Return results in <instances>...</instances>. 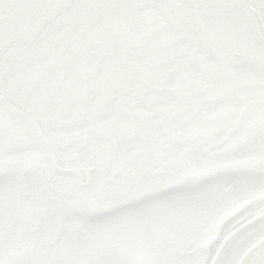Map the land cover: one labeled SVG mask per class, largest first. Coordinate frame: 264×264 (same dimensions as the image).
Segmentation results:
<instances>
[{
  "label": "snow or ice",
  "instance_id": "obj_1",
  "mask_svg": "<svg viewBox=\"0 0 264 264\" xmlns=\"http://www.w3.org/2000/svg\"><path fill=\"white\" fill-rule=\"evenodd\" d=\"M0 264H264V0H0Z\"/></svg>",
  "mask_w": 264,
  "mask_h": 264
},
{
  "label": "flooded vegetation",
  "instance_id": "obj_2",
  "mask_svg": "<svg viewBox=\"0 0 264 264\" xmlns=\"http://www.w3.org/2000/svg\"><path fill=\"white\" fill-rule=\"evenodd\" d=\"M213 237L211 235L205 237L202 241H200L202 246H207V244L211 243Z\"/></svg>",
  "mask_w": 264,
  "mask_h": 264
}]
</instances>
